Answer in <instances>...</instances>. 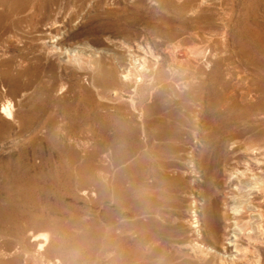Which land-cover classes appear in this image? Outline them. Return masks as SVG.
<instances>
[{"label":"rangeland","instance_id":"obj_1","mask_svg":"<svg viewBox=\"0 0 264 264\" xmlns=\"http://www.w3.org/2000/svg\"><path fill=\"white\" fill-rule=\"evenodd\" d=\"M15 1L0 0V28L6 15L19 18L0 38V103L5 94L19 116L0 122V264H232L235 253L218 248L235 228L226 203L238 206L248 192L222 185L226 138L230 128L263 132L264 94L196 106V119L187 106L191 95L264 84L250 64L260 54L253 43L264 44V0ZM122 45L150 48L169 68L168 50L197 52L187 71L203 78L192 92L178 89L158 82L171 76L166 67L157 83L146 76L126 88L119 72L133 63ZM27 81L33 94L20 98ZM156 89L162 139L145 124ZM119 128L127 132L112 134ZM152 141L160 146L151 150ZM148 159L166 166L152 190ZM259 224L244 227L264 249ZM39 233L48 235L43 252L32 240ZM243 264L262 258L249 253Z\"/></svg>","mask_w":264,"mask_h":264},{"label":"bare ground","instance_id":"obj_2","mask_svg":"<svg viewBox=\"0 0 264 264\" xmlns=\"http://www.w3.org/2000/svg\"><path fill=\"white\" fill-rule=\"evenodd\" d=\"M10 3L11 6L14 3L15 5L17 4L15 0H11ZM18 19V17L14 19L6 15V23L2 28H0V38L4 36L2 30H5L7 26L15 28L14 23L19 22ZM51 24H55V20H53ZM221 43L224 47H226L225 41H222ZM206 44L215 46V42L212 39H207L205 40V43H202L203 46H205ZM253 44L256 45L257 48L259 46L257 53L260 54L257 56L258 59L250 60V64L255 68L260 76V79L264 82V53H261L264 52V46H262L264 44ZM122 47L125 51H128L131 62L133 63L130 68L126 66L124 67V70L121 69L119 72V77L124 79L123 82L124 85L127 86L126 88H130L132 80L141 83V81H143L144 77L146 76H150L151 83H157V79L161 78V76L165 72L164 70H166L165 68L168 66L164 67V65L160 62V58L154 55L153 51L150 48H144L142 46L131 48L128 45H122ZM245 50L250 55L252 54L251 52H249L248 48ZM168 52H171L173 54L172 56L174 59H172L173 63L171 64L173 67H168L169 72L165 73L168 75L171 74V76L168 79H161L158 82H166L169 86L173 85L178 89H190V92H192L195 85H197L203 78V73H198L196 70H192L191 72L187 71V68L192 66V62L196 61V56L198 55V53L187 51L176 52L174 49H170L168 50ZM245 68H248L247 65L245 66ZM178 70L182 71V74L176 73L178 72ZM221 83L225 84L226 81L222 79ZM34 87L35 84L32 81L25 82L22 87V92L19 94L20 98H24L30 94H33L32 90L34 89ZM4 89L5 88H3V90ZM152 89H154V87H152ZM184 94L185 92L181 91V96H183ZM205 94L206 95L203 99H197V97H194V95H191L189 99V104L191 105L187 106V114L192 111L194 119H196L194 107L199 106L200 109H202L204 107V104H211L212 107L217 106L218 108L223 109L225 107H229L230 105L245 103L250 97L260 96L264 94V84L258 83V86H255L252 83L245 89H238L237 86H235L232 87L231 90H225L222 95L212 96L210 90ZM1 98L2 101L0 103V122L4 124L8 120L15 121V118L18 119L19 116L15 113L12 100L5 94H1ZM150 98H152L150 101L152 106L151 109L148 110V114H146L148 119L145 121V124L148 126L147 129L149 130V132L147 130L145 136L151 134L154 139H162L166 131L161 132L159 129L163 130V124L165 122L164 117H167V114L164 110V107H161L159 104L157 89L149 92L148 99ZM206 101H208V103H205ZM144 107L146 106L143 104L137 107V109L140 110V117H142L143 113L146 112L144 111ZM118 118L119 117L114 116V118L112 119H114V122H117ZM152 127H157L154 129V134L150 133ZM229 130L231 132L228 133V137L226 138V145L228 149L225 152V162L223 164L222 172V185L234 182V190L238 192L247 191L248 194L247 198L243 200V203L238 206L232 204L231 206H228V204L226 203V208H228L233 214V217H227V219H235V228L231 235L227 234L226 238L222 239L223 241H227V245L225 246L222 244L221 246H218V248L222 249L223 252L229 251L230 253H235L234 255H230L229 260L232 264H243V262H245L246 260V256L249 253H255L258 257V260L262 258V264H264V249L261 248V245L253 238L254 229L250 226L244 227V224L247 225V223H251L254 220H259L260 228L259 226H257V229H260L259 232H264V130L261 134H256L257 138L254 135L245 136V133L238 129L232 130L230 128ZM123 132L127 131L125 129L119 128L116 133H114L113 131L112 134L120 135ZM251 136L253 137L248 140L247 138ZM159 146L155 147L153 145V141L150 143L151 150L156 149ZM202 152L204 151L202 150ZM196 155L199 156V154ZM199 164L200 163H198L197 168L201 166V164ZM147 167L148 180L145 183V186L146 188L152 190L156 187V184L162 180L165 174L166 166H158L156 160L148 159ZM215 183L217 186H219L218 177L215 179ZM231 192L232 191H229V194H231ZM155 205L157 204L154 203L153 200H149V212L154 211ZM193 216V226L197 227L199 224L197 215L194 213ZM220 232V221L216 218L212 225V238L214 241L221 240V236L219 234ZM37 239L42 240L38 244V250L41 252L45 251V245L48 242L47 233H39L32 237V240ZM55 261L58 264L61 263V261L59 260Z\"/></svg>","mask_w":264,"mask_h":264}]
</instances>
